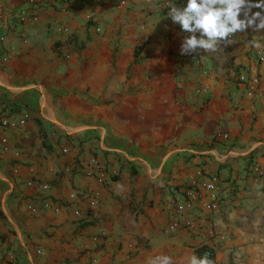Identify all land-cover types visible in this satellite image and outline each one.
Instances as JSON below:
<instances>
[{"label": "crops", "instance_id": "obj_1", "mask_svg": "<svg viewBox=\"0 0 264 264\" xmlns=\"http://www.w3.org/2000/svg\"><path fill=\"white\" fill-rule=\"evenodd\" d=\"M186 3L43 0L23 18L4 0L0 111L30 117L0 121V264H186L203 244L264 264V29L200 63L167 16ZM212 175L221 209H179Z\"/></svg>", "mask_w": 264, "mask_h": 264}, {"label": "clouds", "instance_id": "obj_2", "mask_svg": "<svg viewBox=\"0 0 264 264\" xmlns=\"http://www.w3.org/2000/svg\"><path fill=\"white\" fill-rule=\"evenodd\" d=\"M264 0H187L186 6H168L167 16L180 26L184 36L181 55L197 53L198 50L217 52L221 43H235L231 37L247 29H264ZM243 14V18L241 15ZM252 47H260L253 37L248 41ZM147 264H173L172 257L166 254L150 257ZM186 264H214L206 253L202 257L195 254L187 257Z\"/></svg>", "mask_w": 264, "mask_h": 264}, {"label": "built area", "instance_id": "obj_3", "mask_svg": "<svg viewBox=\"0 0 264 264\" xmlns=\"http://www.w3.org/2000/svg\"><path fill=\"white\" fill-rule=\"evenodd\" d=\"M22 1H23V8L21 9L20 13H21L23 18L26 17V14L29 13V11L33 7H35L39 3L43 2V0H22ZM4 10H5L4 0H0V14L3 13ZM59 29L64 30V31L68 30L67 27H63V26H60ZM258 54L261 57H263L264 51L259 50ZM197 59L200 63H203V61L205 60L204 53L198 52ZM7 60H8V57L6 55H0V67L3 66ZM238 79L241 82L248 83L251 91H254V89H256V85L259 83L258 77H248L247 75H244V74H241L238 77ZM29 117H30V115L28 113H25L20 117H13L11 115H7V114L3 113L2 111H0V121H1L2 126H4V127L15 128V127L23 126L27 122ZM4 141H7V139L4 138ZM65 151H67V149H65ZM98 178H99V181H101V182H104V180H105L103 174H101ZM32 182L33 181H29V184H32ZM39 185L42 187L43 190H46L49 188V185L46 183H39ZM202 186L206 190V194L205 195L203 194V196L205 198L204 199L202 198V194L199 192V190H197L195 188L190 189V191L187 192L186 202L184 204L179 205V209H183L186 204L188 205L190 203L198 202L205 209H207L209 211L214 212V211L220 210L221 209L220 208L221 207V191H220L221 187H220V183L218 180V176L217 175L210 176L209 180L204 182L202 184ZM90 204L95 206L98 204V200L92 199L90 201ZM41 206L50 207L51 205L48 201H46L45 198H43L41 205L31 204L29 207L32 210L36 211ZM75 214L77 216H82V214H83L80 203H77V205H76ZM171 227L174 228L175 224L172 225ZM206 253L209 255L208 252H206ZM214 264H215V261H214Z\"/></svg>", "mask_w": 264, "mask_h": 264}, {"label": "trees", "instance_id": "obj_4", "mask_svg": "<svg viewBox=\"0 0 264 264\" xmlns=\"http://www.w3.org/2000/svg\"><path fill=\"white\" fill-rule=\"evenodd\" d=\"M206 252L209 253L210 259L215 261V250L213 249V247H211V246H209L207 244H203V245L198 246L196 248V255L198 257H202Z\"/></svg>", "mask_w": 264, "mask_h": 264}]
</instances>
